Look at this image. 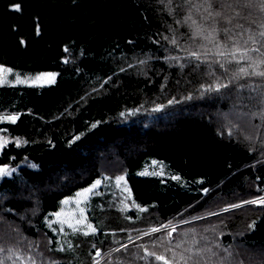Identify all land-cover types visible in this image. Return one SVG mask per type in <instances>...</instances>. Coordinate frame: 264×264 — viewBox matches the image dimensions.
Returning <instances> with one entry per match:
<instances>
[{
    "label": "trees",
    "instance_id": "1",
    "mask_svg": "<svg viewBox=\"0 0 264 264\" xmlns=\"http://www.w3.org/2000/svg\"><path fill=\"white\" fill-rule=\"evenodd\" d=\"M0 65L57 73L49 86H0V113L18 115L0 124L17 140L0 152L15 169L0 180L11 236L0 264H164L144 254L150 242L116 248L128 232L264 196V0H0ZM112 155L140 210L93 198L94 233L56 229L61 200ZM152 161L170 177L140 175ZM220 217L264 249V207Z\"/></svg>",
    "mask_w": 264,
    "mask_h": 264
},
{
    "label": "rangeland",
    "instance_id": "2",
    "mask_svg": "<svg viewBox=\"0 0 264 264\" xmlns=\"http://www.w3.org/2000/svg\"><path fill=\"white\" fill-rule=\"evenodd\" d=\"M193 28L200 27L194 26ZM36 77H42V79H36ZM56 78V72L20 74L9 67L0 65V86L44 87L52 85ZM233 115L234 113L230 112L226 116L223 115V119ZM17 118L18 115L0 113V124L14 123ZM11 142H17V140L0 133V152L4 146ZM108 160L109 162L106 160L99 163L98 179L89 186L78 190L72 196L61 200L59 209L51 217V224L56 229L59 231L68 229L83 234L94 233L95 230L89 221L88 215L93 198L100 199L98 208H103V205H107L121 213L140 210L132 200L122 162L116 157ZM0 169L4 170L0 174V180L4 177H9L15 171L14 168L5 166H0ZM140 175L170 177L164 167L155 161L150 162ZM261 200H264V196L252 198L233 206L214 209L204 214H196L190 219H185L181 222L167 223L161 227L145 231L128 232V241L116 249L133 241L142 245L150 242V244L155 243V245H152L153 247H150V244L146 245L144 254L146 252L151 254V251L147 250L152 248L154 258L161 256L167 260V264H264V249L251 250L242 246L240 242L242 234L231 233L230 235V232L223 228L226 217L218 218L220 214L243 206L263 208L264 203H260ZM250 201H257V203H250ZM1 204L2 200L0 199V245L6 243L8 246V238L11 236L7 230L6 223H4L6 219L4 211L1 210ZM191 228L195 230L191 231ZM153 229H158V231H153ZM176 230H178V235L174 241L171 238L167 239L166 236H164L165 240H160L159 242L153 238V234L159 231H167V235L174 237L177 233ZM224 235L228 236V238L223 239ZM214 237L216 238L215 240ZM172 244L175 245V250L167 251V246ZM148 256L150 257V255ZM3 257L6 264H8L7 254Z\"/></svg>",
    "mask_w": 264,
    "mask_h": 264
},
{
    "label": "snow or ice",
    "instance_id": "3",
    "mask_svg": "<svg viewBox=\"0 0 264 264\" xmlns=\"http://www.w3.org/2000/svg\"><path fill=\"white\" fill-rule=\"evenodd\" d=\"M193 55H195V54H193ZM220 55L223 56V55H225V53L221 52ZM232 55H233V58H234V54H232ZM245 55H247V54L245 53ZM242 58H243V57H242ZM197 59H199V57H197ZM260 74H261V75H264V73H260ZM36 79H42V77H36ZM3 171H4L3 169H0V174H2ZM250 203H257V201H250ZM260 203H264V200H261ZM153 231H158V229H153ZM156 259H157V260H162L163 257H161V256H157ZM165 264H167L166 261H165Z\"/></svg>",
    "mask_w": 264,
    "mask_h": 264
}]
</instances>
